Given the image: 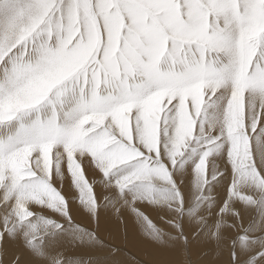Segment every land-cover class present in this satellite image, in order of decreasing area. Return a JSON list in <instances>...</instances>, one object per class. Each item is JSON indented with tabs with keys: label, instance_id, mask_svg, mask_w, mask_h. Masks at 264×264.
Segmentation results:
<instances>
[{
	"label": "snow or ice",
	"instance_id": "snow-or-ice-1",
	"mask_svg": "<svg viewBox=\"0 0 264 264\" xmlns=\"http://www.w3.org/2000/svg\"><path fill=\"white\" fill-rule=\"evenodd\" d=\"M108 210L264 264V0H0V264H134Z\"/></svg>",
	"mask_w": 264,
	"mask_h": 264
},
{
	"label": "rangeland",
	"instance_id": "rangeland-1",
	"mask_svg": "<svg viewBox=\"0 0 264 264\" xmlns=\"http://www.w3.org/2000/svg\"><path fill=\"white\" fill-rule=\"evenodd\" d=\"M58 187H59V185H58ZM113 213H114V215H109V216H111L114 221H118V227H119L120 223H123V222L117 217V215L114 211H113ZM102 215L103 214H101V223L105 228H107L105 225V221H104L106 216L105 215L102 216ZM150 219L153 220L154 224H157V226H160L159 218L152 216V217H150ZM135 226H136V230L139 229L138 232L141 234V237H142V238L140 237L138 239L136 238V240H134L136 244H139L138 246L137 245L135 246V244H133V242H130V239H129V237L126 236V233L125 234L123 233L126 230L124 223H123V225H121L120 228H118L117 235H115L108 228H107V230L101 229V234L105 237V239H113L116 243L121 244L122 247L124 245L123 248L125 249V256H127L130 260H133L134 264H166V263L167 264H180V263L183 264V261L186 260V257L171 256V254L169 252L164 251L162 249L160 251L152 250L151 249V243H149L147 238H146V230H147L146 222L140 223L139 225H135ZM106 234H107V236H106ZM201 244H202L201 242H197L194 240L192 245H191V256H192L193 264H197V263L198 264H200V263L205 264V262H206V264H212V263L217 264L214 255L210 256L208 261L207 260L206 261L200 260V256L202 255V249L204 248V245L202 244V246H201ZM209 247H210V245H209ZM144 249H146V250H144ZM126 252H129V253H126ZM20 255H21L20 252L18 250H15L11 255H8V257L20 256ZM153 257H156V258H153ZM160 257H161V259H160ZM166 261H168L169 263ZM212 261H215V262H212Z\"/></svg>",
	"mask_w": 264,
	"mask_h": 264
},
{
	"label": "bare ground",
	"instance_id": "bare-ground-1",
	"mask_svg": "<svg viewBox=\"0 0 264 264\" xmlns=\"http://www.w3.org/2000/svg\"><path fill=\"white\" fill-rule=\"evenodd\" d=\"M102 214L103 215H105L106 217H105V219H104V221H105V225H106V227L109 229V230H111L115 235H117V233H118V228H120L121 227V225H123V223H120V226L118 227V221H114L113 220V218L111 217V216H109V215H114V213H113V211L112 210H108L107 212H102ZM102 215V216H103ZM104 224V223H103ZM140 224V222H137L135 225H139ZM132 222H129V224L127 225V228H126V230L123 232L124 234L126 233V236L127 237H129V239H130V242H133V244H135V246L137 245H139V244H136L135 243V241L134 240H136V238L138 239V238H140L141 237V234L138 232L139 231V229L138 230H136V226H135ZM107 228H105L103 225H102V223H101V229L102 230H107ZM124 230V229H123ZM143 230V229H142ZM145 230V229H144ZM111 235V234H110ZM106 236H107V234H106ZM142 238V237H141ZM195 244V243H194ZM201 246H202V244H201ZM123 247H124V245H123ZM140 248V247H139ZM145 248V247H144ZM151 249L152 250H158V251H160L161 249H158V248H156V247H154L152 244H151ZM15 250H17V247L16 246H10L9 247V249H8V255H11ZM144 250H146V249H144ZM143 250V251H144ZM150 251V250H149ZM137 252V251H136ZM146 252V251H145ZM126 253H129V252H126ZM152 253V252H151ZM21 254V253H20ZM171 254V256H176L175 254H172V253H170ZM151 255V254H150ZM148 256V255H147ZM161 256V255H160ZM153 258H156V257H153ZM158 258V257H157ZM160 259H161V257H160ZM212 259V258H211ZM151 260V259H150ZM171 260V259H170ZM165 261V260H164ZM200 261V260H199ZM208 261V260H207ZM166 262H168V261H166ZM212 262H215V261H212ZM211 262V263H212ZM169 263V262H168ZM21 264H29V258L26 256V255H24L23 257H22V259H21ZM167 264V263H166ZM180 264H182V263H180ZM198 264V263H197ZM201 264V263H200ZM203 264V263H202ZM205 264H206V262H205ZM212 264H216V263H212Z\"/></svg>",
	"mask_w": 264,
	"mask_h": 264
}]
</instances>
